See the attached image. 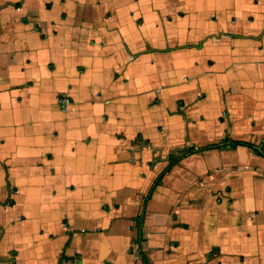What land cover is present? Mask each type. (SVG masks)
<instances>
[{"label": "crops", "instance_id": "obj_1", "mask_svg": "<svg viewBox=\"0 0 264 264\" xmlns=\"http://www.w3.org/2000/svg\"><path fill=\"white\" fill-rule=\"evenodd\" d=\"M226 138L264 153V0H0V214L66 181L101 216L30 260L0 224V264H264V155Z\"/></svg>", "mask_w": 264, "mask_h": 264}, {"label": "rangeland", "instance_id": "obj_2", "mask_svg": "<svg viewBox=\"0 0 264 264\" xmlns=\"http://www.w3.org/2000/svg\"><path fill=\"white\" fill-rule=\"evenodd\" d=\"M24 170L22 166L12 168L13 179L17 182L21 180V177L26 174ZM86 186L85 189L80 186L79 190L71 187L67 189L66 181H61L52 183L51 186L37 185L33 193L19 195L15 211L10 214L4 212L0 214V224L6 228L2 245L3 252L10 246L18 244L19 249L21 248L24 252V260H30L33 253L48 249L53 252L60 249L66 236L63 226L60 225L61 216H66L69 222L76 221L78 226H83L81 221L86 219L91 226L93 221L99 222L100 213L96 214L92 211V204L96 203L94 200L91 201L98 190L91 188V183ZM48 189L50 190L49 195L46 193ZM23 190L27 189L23 188ZM4 196L5 189H3V182L0 181V198ZM16 215L25 217V220L18 223V226L12 222ZM50 236L56 238L50 239ZM122 243L121 239L109 242L103 246V250L108 251V245L113 247Z\"/></svg>", "mask_w": 264, "mask_h": 264}, {"label": "trees", "instance_id": "obj_3", "mask_svg": "<svg viewBox=\"0 0 264 264\" xmlns=\"http://www.w3.org/2000/svg\"><path fill=\"white\" fill-rule=\"evenodd\" d=\"M224 145H226L227 147H230L232 149H236L238 147H248L249 149H253L256 152H258V154L260 155H264V153L261 150H257L253 144H250L248 142H240V141H232L229 138H226ZM221 146L219 145H211V146H207V147H202L199 148L198 150H196L195 148H190L188 149L183 155L178 156V157H174V156H170L169 158V162L168 165L166 166V169L160 174L158 180L156 181L155 185L153 186V188L151 189V192L149 193V198L152 195L153 191L156 189V187L162 182L163 178L166 176V174L170 173L173 170V167L176 166L178 164L179 161H181L183 158L197 153V152H204V151H209L211 149L214 148H220ZM224 147V146H223ZM143 223V215L140 217V220H138V227H137V236H138V244L140 245V243L142 242V235H141V226ZM143 261L146 262V260L144 259V257H142Z\"/></svg>", "mask_w": 264, "mask_h": 264}, {"label": "built area", "instance_id": "obj_4", "mask_svg": "<svg viewBox=\"0 0 264 264\" xmlns=\"http://www.w3.org/2000/svg\"><path fill=\"white\" fill-rule=\"evenodd\" d=\"M58 103L63 109H67V107L71 104V101L67 96H60L58 98Z\"/></svg>", "mask_w": 264, "mask_h": 264}, {"label": "water", "instance_id": "obj_5", "mask_svg": "<svg viewBox=\"0 0 264 264\" xmlns=\"http://www.w3.org/2000/svg\"><path fill=\"white\" fill-rule=\"evenodd\" d=\"M244 147H246V146H244ZM244 147H243V148H244ZM246 148H248V147H246Z\"/></svg>", "mask_w": 264, "mask_h": 264}]
</instances>
